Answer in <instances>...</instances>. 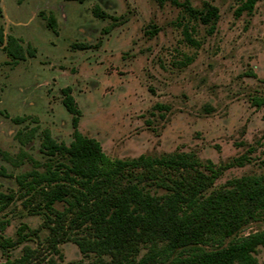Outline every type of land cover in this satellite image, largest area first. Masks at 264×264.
I'll list each match as a JSON object with an SVG mask.
<instances>
[{"label": "rangeland", "instance_id": "374dc122", "mask_svg": "<svg viewBox=\"0 0 264 264\" xmlns=\"http://www.w3.org/2000/svg\"><path fill=\"white\" fill-rule=\"evenodd\" d=\"M185 1L0 0V192L15 196L0 212V236L17 240L28 226L21 244L0 248V263L31 248L30 264H113L109 256L83 255L72 240L48 245L44 216L24 205L17 183L45 170V130L58 143L72 142L67 87L81 110L79 131L112 159L194 153L223 167L244 158L223 169L217 187L264 175V104L253 103L264 100V0L242 13L244 0H188L200 11L218 9L210 24ZM96 6L110 17L97 18ZM9 36L22 59L9 56ZM260 230L264 218L240 235ZM256 257L264 264V248Z\"/></svg>", "mask_w": 264, "mask_h": 264}, {"label": "trees", "instance_id": "16d2710c", "mask_svg": "<svg viewBox=\"0 0 264 264\" xmlns=\"http://www.w3.org/2000/svg\"><path fill=\"white\" fill-rule=\"evenodd\" d=\"M259 1L244 0L238 13L252 11ZM183 6L204 24L218 16L211 4L201 11L188 0ZM93 13L100 19L110 17L99 6ZM49 25L53 29L57 25L53 16ZM6 48L14 60L24 57L16 38L9 36ZM63 94L72 115V142L58 143L45 130L42 151L49 157L45 170L17 177L27 196L24 205L44 216L48 245L56 249L60 242L72 240L83 255L109 256L113 264H259L256 253L264 248V230L245 236L240 232L264 218V175L217 187L223 169L244 165V158L223 167L203 162L194 153L112 159L99 141L79 131L81 110L71 88L63 89ZM253 103L260 107L264 100L256 98ZM22 135L17 137L26 143L28 135L26 139ZM14 197L0 192V212ZM59 203L65 205L63 210L56 207ZM27 228L22 227L17 240L0 236V248L17 247ZM34 253L26 248L20 258L8 257L0 264H30Z\"/></svg>", "mask_w": 264, "mask_h": 264}]
</instances>
